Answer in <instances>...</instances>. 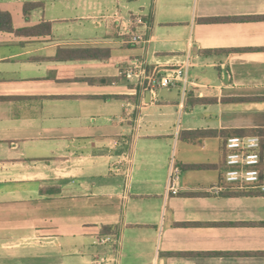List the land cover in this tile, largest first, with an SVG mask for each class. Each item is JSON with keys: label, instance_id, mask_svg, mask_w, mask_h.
I'll return each instance as SVG.
<instances>
[{"label": "crops", "instance_id": "crops-1", "mask_svg": "<svg viewBox=\"0 0 264 264\" xmlns=\"http://www.w3.org/2000/svg\"><path fill=\"white\" fill-rule=\"evenodd\" d=\"M91 1L0 0L17 30L51 24L0 30V264H264V194L214 189L248 127L231 107L264 108V0ZM188 58L185 102L126 75Z\"/></svg>", "mask_w": 264, "mask_h": 264}, {"label": "built area", "instance_id": "built-area-1", "mask_svg": "<svg viewBox=\"0 0 264 264\" xmlns=\"http://www.w3.org/2000/svg\"><path fill=\"white\" fill-rule=\"evenodd\" d=\"M132 24L135 26L148 27V19L143 15H133ZM129 43L140 45L147 41L146 35L138 30H131L129 33ZM191 67L189 58L184 61L183 65L175 70L169 71L163 75H153L149 78L142 75L136 69H139L138 64L127 70L126 75L129 78L134 76L142 77L150 80V88L170 87L180 83L183 88L182 102L186 101L187 85H188V71ZM226 170L224 173V181L226 186L217 185L215 190L221 191L223 189H233L242 192H256L264 194V138L259 135H235L230 136L226 140ZM180 170L173 166L169 178L168 191L177 194L180 190L177 187V179ZM110 239H103L106 243ZM151 264H158L153 262Z\"/></svg>", "mask_w": 264, "mask_h": 264}, {"label": "trees", "instance_id": "trees-1", "mask_svg": "<svg viewBox=\"0 0 264 264\" xmlns=\"http://www.w3.org/2000/svg\"><path fill=\"white\" fill-rule=\"evenodd\" d=\"M42 4L40 3H34V2H27L24 6V12L26 15H28L30 13V11L32 9L41 7ZM46 27V29H44L46 32H50L51 30V24L50 23H44L40 26L34 27V28H40V27ZM34 28H24V29H15L14 28V24H13V19H12V15L10 12L8 11H4L2 9H0V30L2 31H11V32H17V33H35L37 32ZM105 50H101V49H89L86 50V55L88 57H96L99 54L103 53ZM105 54V53H104ZM109 54V53H108ZM181 66H178V68ZM172 68V67H171ZM147 86L150 89V83L147 81ZM261 98H255V97H236V98H232V101L235 102H244V101H248V102H252L255 100H260ZM206 99L205 98H196V104H201V103H205ZM207 130H201V131H196L193 132L194 135L199 136V135H205L207 134ZM232 135H240V136H244V135H259L261 137L264 138V128H237L235 130L232 131L231 136ZM191 168H196V169H202L204 167H207L205 165H192L190 166Z\"/></svg>", "mask_w": 264, "mask_h": 264}, {"label": "rangeland", "instance_id": "rangeland-1", "mask_svg": "<svg viewBox=\"0 0 264 264\" xmlns=\"http://www.w3.org/2000/svg\"><path fill=\"white\" fill-rule=\"evenodd\" d=\"M88 4L97 5V2L91 1L88 2ZM99 7V6H97ZM243 102V101H242ZM248 102V101H244ZM250 105L248 103H238L236 104L235 108L233 109L231 107V110L236 111V116L238 117V120L242 123L243 126H248L246 128H264V108L259 107H246V105ZM246 118V119H243ZM181 120V119H180Z\"/></svg>", "mask_w": 264, "mask_h": 264}]
</instances>
